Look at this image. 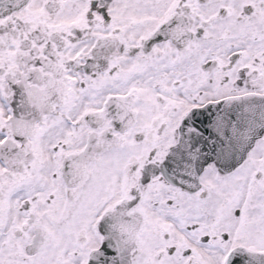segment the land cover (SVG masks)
I'll return each instance as SVG.
<instances>
[{
  "label": "snow or ice",
  "instance_id": "obj_1",
  "mask_svg": "<svg viewBox=\"0 0 264 264\" xmlns=\"http://www.w3.org/2000/svg\"><path fill=\"white\" fill-rule=\"evenodd\" d=\"M0 264H264V0H0Z\"/></svg>",
  "mask_w": 264,
  "mask_h": 264
}]
</instances>
